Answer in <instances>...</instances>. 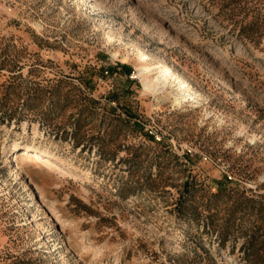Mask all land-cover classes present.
Wrapping results in <instances>:
<instances>
[{
	"label": "rangeland",
	"instance_id": "obj_1",
	"mask_svg": "<svg viewBox=\"0 0 264 264\" xmlns=\"http://www.w3.org/2000/svg\"><path fill=\"white\" fill-rule=\"evenodd\" d=\"M0 264H264V0H0Z\"/></svg>",
	"mask_w": 264,
	"mask_h": 264
},
{
	"label": "bare ground",
	"instance_id": "obj_2",
	"mask_svg": "<svg viewBox=\"0 0 264 264\" xmlns=\"http://www.w3.org/2000/svg\"><path fill=\"white\" fill-rule=\"evenodd\" d=\"M140 76L142 77L145 89L151 91L154 95L160 94L165 86L167 85V72H162L158 74L155 78H150V69L148 66L140 67ZM182 87V86H181ZM182 88L174 94L175 101H180L186 95L182 94ZM166 96L169 97V93L163 94L161 97L158 96L157 99L159 102H162L166 99ZM15 151H13L12 160L14 164L17 165L21 155L27 154L30 157H52L53 155L48 151L44 146L38 145L35 142L21 141L15 144ZM16 167V166H15ZM17 171L20 173L21 168L18 165ZM34 193V190H32ZM38 198V195L35 196Z\"/></svg>",
	"mask_w": 264,
	"mask_h": 264
}]
</instances>
